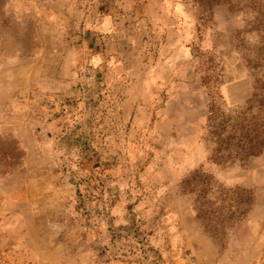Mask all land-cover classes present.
Masks as SVG:
<instances>
[{"label": "rangeland", "instance_id": "rangeland-1", "mask_svg": "<svg viewBox=\"0 0 264 264\" xmlns=\"http://www.w3.org/2000/svg\"><path fill=\"white\" fill-rule=\"evenodd\" d=\"M255 116L264 0H0V264H264Z\"/></svg>", "mask_w": 264, "mask_h": 264}, {"label": "trees", "instance_id": "trees-1", "mask_svg": "<svg viewBox=\"0 0 264 264\" xmlns=\"http://www.w3.org/2000/svg\"><path fill=\"white\" fill-rule=\"evenodd\" d=\"M258 119V116H255L245 124L240 121L231 124L229 135L219 141L220 148L227 152L223 162H243L258 155L264 149V131L261 129L263 124L259 123ZM216 137L218 139V135ZM217 153L220 154L219 149Z\"/></svg>", "mask_w": 264, "mask_h": 264}]
</instances>
